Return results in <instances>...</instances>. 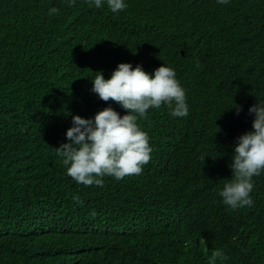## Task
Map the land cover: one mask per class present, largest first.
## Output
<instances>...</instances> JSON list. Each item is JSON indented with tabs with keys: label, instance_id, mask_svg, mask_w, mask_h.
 Returning a JSON list of instances; mask_svg holds the SVG:
<instances>
[{
	"label": "trees",
	"instance_id": "trees-1",
	"mask_svg": "<svg viewBox=\"0 0 264 264\" xmlns=\"http://www.w3.org/2000/svg\"><path fill=\"white\" fill-rule=\"evenodd\" d=\"M126 2L0 0V264H264V172L251 207L217 195L264 102V0ZM120 63L172 67L189 114L149 109L141 174L78 184L55 149L74 115L127 114L91 91Z\"/></svg>",
	"mask_w": 264,
	"mask_h": 264
},
{
	"label": "clouds",
	"instance_id": "clouds-1",
	"mask_svg": "<svg viewBox=\"0 0 264 264\" xmlns=\"http://www.w3.org/2000/svg\"><path fill=\"white\" fill-rule=\"evenodd\" d=\"M73 7L76 0H64ZM90 6L102 8L107 4L113 14L124 11L126 0H88ZM218 5H227L230 0H216ZM59 13L52 7L48 15ZM95 46V45H94ZM91 78V91L107 102L118 103L127 110L121 116L111 106L104 108L92 118L72 116V127L66 131L67 143L56 148L57 156L62 158L67 176L85 186L103 185V177L121 180L125 176L139 175L151 159L152 148L149 137L138 124L145 118L149 109H159L162 105L169 109L173 118H184L189 114L186 90L176 77L175 70L162 64L152 73L142 65L133 67L131 63H120L105 79L103 72H96ZM242 109H237V114ZM254 114L252 130L236 140L229 168L232 177L226 179L217 195L221 203L230 210L253 206L251 193L253 178L264 172V102L257 101L249 108ZM76 203H82L74 196ZM224 261L227 256L220 250L213 253V259Z\"/></svg>",
	"mask_w": 264,
	"mask_h": 264
}]
</instances>
